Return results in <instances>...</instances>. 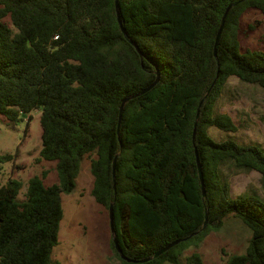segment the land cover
<instances>
[{"label":"trees","instance_id":"obj_1","mask_svg":"<svg viewBox=\"0 0 264 264\" xmlns=\"http://www.w3.org/2000/svg\"><path fill=\"white\" fill-rule=\"evenodd\" d=\"M249 10L264 15V0H0V118L40 111V158L58 173L51 186L45 173L32 177L24 193L17 179L0 187V264H59L61 195L74 191L85 159L91 195L113 205L131 260L112 239L118 264H183L230 218L251 239L225 264H264V198L232 197L224 171H255L264 183V149L210 133L238 131L217 111L231 78L264 89V32L260 49L241 43ZM184 258L203 264L196 252Z\"/></svg>","mask_w":264,"mask_h":264},{"label":"rangeland","instance_id":"obj_2","mask_svg":"<svg viewBox=\"0 0 264 264\" xmlns=\"http://www.w3.org/2000/svg\"><path fill=\"white\" fill-rule=\"evenodd\" d=\"M240 26L242 46L260 49L263 46L264 15L258 10H249L241 18ZM217 111L229 115L238 131L225 133L211 129L213 138L218 141L233 138L241 144H253L264 149L263 88L243 83L233 77L218 101ZM40 117V111H32L17 121L0 118V158L11 156L10 160H3L0 163V187L9 179H17L24 184V193L29 179L41 177L43 173L46 174L43 179L46 186L58 183L57 163L40 158L42 148ZM224 171L232 197L257 193L264 198V183L258 172L236 171L229 168ZM93 182L90 162L85 159L76 188L70 194L61 195L64 216L60 223L58 244L53 252V258L59 264L119 263L111 245L113 238L109 210L96 203L92 197ZM250 239V230L240 220L230 218L219 231L211 232L198 247L189 248L181 262L185 264L184 257L196 252L201 254L203 264H225L232 255L244 254Z\"/></svg>","mask_w":264,"mask_h":264},{"label":"water","instance_id":"obj_3","mask_svg":"<svg viewBox=\"0 0 264 264\" xmlns=\"http://www.w3.org/2000/svg\"><path fill=\"white\" fill-rule=\"evenodd\" d=\"M116 5H117V12H118V15H119V2L118 1H117V4ZM230 8H231V5L228 7L226 13L223 16L222 24H221V27H220V29L218 31L217 37H216L215 50H214L215 56L217 55V46H218V43H219V40H220L222 31H223V27H224V24H225V20H226V17L228 15V12H229ZM119 20H120V17H119ZM158 80L159 79H157L153 84H151L147 89H145L144 92H148L149 90H151L157 84ZM131 98H133V97L126 98L122 102V104L120 106L119 126H120V123H121V118H122V114H123V111H124L125 104ZM202 104H203V100L200 102L199 108H198V113H197L196 122H195L194 139H195V135H196L197 120L199 118L200 109H201ZM116 159H117V157L115 158V161H114V167H115ZM198 168H199L200 178H201V182H202L203 194L205 195V185H204V180H203V173H202V168H201V165L199 163V160H198ZM114 187H116L115 184H114ZM109 219H110V228H111L112 238H113V241H114L116 250L119 252V254L121 255V257L123 259H126L128 261H131V260L127 259L126 257H124V255L122 254L121 248H120L119 243H118L117 236L115 234V220H114V208H113V205H111L110 208H109ZM177 243H178V241L173 242L172 244L168 245L163 250H161L160 252H158L156 255H159V254L163 253L164 251L170 249L171 247H173Z\"/></svg>","mask_w":264,"mask_h":264}]
</instances>
